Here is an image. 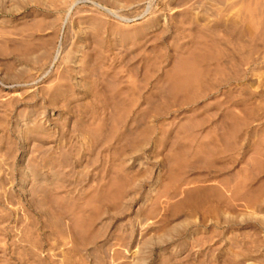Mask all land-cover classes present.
<instances>
[{
	"label": "rangeland",
	"instance_id": "374dc122",
	"mask_svg": "<svg viewBox=\"0 0 264 264\" xmlns=\"http://www.w3.org/2000/svg\"><path fill=\"white\" fill-rule=\"evenodd\" d=\"M0 264H264V0H0Z\"/></svg>",
	"mask_w": 264,
	"mask_h": 264
}]
</instances>
